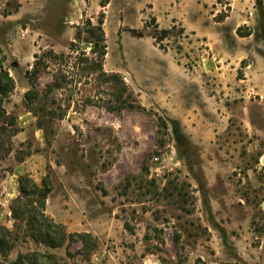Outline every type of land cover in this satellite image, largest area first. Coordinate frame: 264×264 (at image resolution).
I'll use <instances>...</instances> for the list:
<instances>
[{
    "label": "rangeland",
    "instance_id": "rangeland-1",
    "mask_svg": "<svg viewBox=\"0 0 264 264\" xmlns=\"http://www.w3.org/2000/svg\"><path fill=\"white\" fill-rule=\"evenodd\" d=\"M97 2L66 34L50 12L5 19L16 0L0 1L14 79L0 119V224L12 230L0 264H264V0ZM155 25L170 29L162 42ZM21 174L49 175L46 214L95 249L30 236L10 210Z\"/></svg>",
    "mask_w": 264,
    "mask_h": 264
},
{
    "label": "trees",
    "instance_id": "trees-1",
    "mask_svg": "<svg viewBox=\"0 0 264 264\" xmlns=\"http://www.w3.org/2000/svg\"><path fill=\"white\" fill-rule=\"evenodd\" d=\"M261 3V1H260ZM106 5L105 1L100 3L101 7ZM226 15L218 14L217 20H222ZM103 17L104 12L100 11L97 17L96 26H92V37L90 40L92 48L91 50L96 53V59L92 64L96 66L97 70H102V60L106 53L105 34L103 30ZM154 20V19H153ZM174 26L171 28L173 29ZM155 25L154 32L149 33L156 42H162L167 38L170 29H157ZM237 31L239 30L236 29ZM130 33L135 36H143L144 31L141 29L131 28ZM179 34L183 33V27L178 29ZM160 47L163 48V46ZM48 53L52 54V50H48ZM34 61L32 68L27 70L26 73L36 77L38 73V55L34 54ZM106 81H110L114 84L117 97L123 95L127 91V87L124 81L116 75V73H103ZM14 89V79L10 75L9 71L2 67L0 61V119L5 118L6 111L3 107V101L8 97ZM30 92L27 91L25 96L29 97ZM11 122L13 120L11 119ZM18 195L13 200L14 205L11 207V214L14 219L22 220L25 223L26 230L30 236L36 241L43 243L50 247L62 246L66 241L77 238L81 242L84 250H93L96 247V241L92 239V235L89 232H68L65 226L56 222L45 212L46 198L51 191V182L49 175H44L40 182H37L28 174H21L18 176ZM7 237H12V230L8 229L4 225L0 224V252L3 253L6 250L2 247L7 243ZM7 247V249H9Z\"/></svg>",
    "mask_w": 264,
    "mask_h": 264
},
{
    "label": "crops",
    "instance_id": "crops-1",
    "mask_svg": "<svg viewBox=\"0 0 264 264\" xmlns=\"http://www.w3.org/2000/svg\"><path fill=\"white\" fill-rule=\"evenodd\" d=\"M5 3L7 0H0ZM88 4L97 7V0H16V6L11 10H6L2 14L5 19L18 20L21 17L29 14L28 17L38 19L46 13L57 15L58 20H61L60 30L68 34L74 28V21H78L86 13ZM29 11V13H25ZM59 30V31H60ZM59 33V32H58Z\"/></svg>",
    "mask_w": 264,
    "mask_h": 264
},
{
    "label": "water",
    "instance_id": "water-1",
    "mask_svg": "<svg viewBox=\"0 0 264 264\" xmlns=\"http://www.w3.org/2000/svg\"><path fill=\"white\" fill-rule=\"evenodd\" d=\"M260 25H261V32L264 38V18L262 17L261 14H260Z\"/></svg>",
    "mask_w": 264,
    "mask_h": 264
}]
</instances>
